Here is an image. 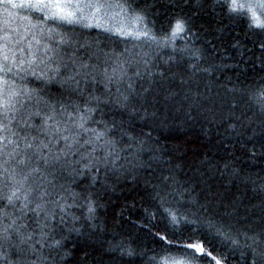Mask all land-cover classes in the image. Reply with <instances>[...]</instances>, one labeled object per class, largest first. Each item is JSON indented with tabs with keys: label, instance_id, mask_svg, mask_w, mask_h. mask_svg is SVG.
Here are the masks:
<instances>
[{
	"label": "trees",
	"instance_id": "obj_1",
	"mask_svg": "<svg viewBox=\"0 0 264 264\" xmlns=\"http://www.w3.org/2000/svg\"><path fill=\"white\" fill-rule=\"evenodd\" d=\"M130 2L134 6L148 5L149 37L137 35L144 30L142 26L136 31L125 26L123 29L133 33L131 36L107 35L79 25L63 26L52 33H41L36 28L25 33L28 20L35 24L40 14L27 9H6L0 4V35H4V23L11 13L9 29L24 36L22 46L26 47L27 42L32 41L33 46L40 47L41 51L45 44L53 50L48 53L51 60L46 61L52 69L60 63L61 57L70 63L69 56L75 52L80 61L97 64L101 69L107 67L109 71L118 62L117 56L120 60H133L128 75L132 76L138 91L142 82L133 73L137 65L141 72L144 71L142 59L149 61L154 73L166 71L168 76L162 82L163 89L157 92L155 106H142L134 101L139 109L134 112L131 106L122 108L110 102L101 104L91 114L85 127L106 132L97 144H103L104 140L115 141V152L120 157L115 166L110 164L108 169L101 168L96 184L91 183L94 170L83 169V161L75 163L80 160L81 153L90 151L88 145L84 148L76 145L73 153L48 165L36 156L27 165L10 164L22 173L36 167L41 172L29 176L18 193L21 201L14 202V207L8 205L5 199H0V210L8 213L4 217L0 212V228L20 215L18 209L29 189H36L31 193L32 199L38 191H48L52 194L48 199L65 205L64 213L56 209L54 223L59 225L63 215L66 225H59L53 233L56 240L63 237V247L45 249L47 264H162L167 257L186 259L191 250L185 252L183 246L198 241L204 229L199 224H187L183 219L177 224L171 222L159 202L152 198L153 186L160 182L162 176H172L193 189V199L207 184L225 196H237L241 208L255 211V225L259 227L260 224L258 206L264 202V114L256 98L259 90L264 88V50L259 47L260 33L249 29L246 18L230 16L223 2L216 0ZM22 17L28 20L20 19ZM178 18L186 20L188 30L172 36L170 25ZM51 25L48 27L55 28ZM59 32L68 33L80 43L98 41V44L93 43L91 48L76 51L75 47L58 44L61 38ZM33 36L40 40L39 46ZM193 52L199 59L193 56ZM192 64H196L197 68H209L210 74L194 73L190 68ZM61 74H66L63 68ZM48 75L53 77L51 81L37 80L31 75L23 80L11 74L4 78L11 90L21 93L35 90L22 94L17 107L22 105L21 110L25 112L40 111L43 116L49 106L55 104L56 118L67 121V113L71 112L75 117L77 106L81 110L85 108L84 101L89 93L102 98L106 95L102 77L98 74L95 82L87 85L81 79L83 95L80 90H72L74 85L62 86L60 77L54 71H49ZM156 79L159 80V77ZM126 83L111 85L113 101L119 96L117 87L124 91ZM61 104L65 105L66 111ZM144 107H147V116ZM152 112L155 116L150 115ZM237 116L241 119L237 120ZM30 123L39 125L41 118L34 117ZM233 124L235 127H230ZM32 134H36L35 130ZM90 135L82 133L81 144ZM39 138L45 142L49 139L43 133ZM63 147L61 141L53 151ZM96 155L103 156L104 149L98 147ZM5 158L0 157V163ZM80 172L83 174L78 175ZM9 194V188L0 182V197ZM89 199L95 202V214L91 220L87 219ZM193 199L169 196L164 207L181 218L188 215L189 220L195 219L193 213L201 217L207 215L199 210V205H194ZM254 205L257 206L255 209ZM30 206L34 207V204ZM73 217L78 219L74 221ZM37 219L34 213L28 212L18 225L26 224L27 231H32L36 229ZM73 226L80 231H68ZM157 233L166 236L168 242L160 240ZM208 239L210 244L206 243L205 249L212 251L217 259H223V264H251V256L242 246L211 235ZM3 251H9L7 246ZM2 254L0 252V256ZM9 258L15 259L14 250ZM0 264H4L2 259ZM194 264L215 262L211 257H205Z\"/></svg>",
	"mask_w": 264,
	"mask_h": 264
},
{
	"label": "snow or ice",
	"instance_id": "obj_2",
	"mask_svg": "<svg viewBox=\"0 0 264 264\" xmlns=\"http://www.w3.org/2000/svg\"><path fill=\"white\" fill-rule=\"evenodd\" d=\"M0 4L14 9H27L39 13L40 18L37 23L33 24L27 17H22V20H28L25 27V33L36 28L41 33L47 31L52 33L63 26L79 25L83 28L102 27L100 21L108 16L110 12L118 8L121 13H127L138 26L143 27V31L137 33L138 36L147 37L148 23V5L134 6L130 0H0ZM223 6L227 8L230 16L244 17L248 21L249 29L256 30L260 33L261 41L259 47L264 50V0H223ZM12 16L9 13V19L4 23V35H0V157H6L0 163V182H3L6 188H9L10 194L0 197L5 199L8 205L15 206L14 202L21 201V196L18 193L23 185L28 181V178L33 173L41 172L39 167L32 168L28 173L17 171L16 167H10L12 162L15 165H27L33 158L38 157L45 165L49 163L59 162L62 157H67L73 153L76 145L84 148L85 145L90 147L80 155V160L75 163L80 164L83 161V169H87L94 174L91 177V183L94 185L100 179L101 168L108 169L109 165L115 166L119 155L115 152V141L104 140L103 144L98 145L106 135V132H97L93 128L85 127L87 120L91 114L99 108L101 104L115 102L122 108L131 106L132 111L138 112L134 101H138L143 105L151 104L155 106L157 101L158 90L163 89V81L168 79L166 71L154 73L147 59H142L144 71L141 72L139 66L133 76L142 83L140 90H137L136 83L132 76L128 75L129 69L133 67V60H120L117 56V63L112 67L111 71L107 67L100 68L97 64H89L80 61L75 52L69 56V62H65L61 57L60 63L55 69L48 66L46 61H50L48 55L53 51L49 45H43V50L40 47H34L32 41H28L26 47L22 46L24 36L19 35L16 30H10L9 24ZM55 25V28H49L48 25ZM171 35L177 36L188 30L187 22L183 18H178L170 25ZM111 31V29H104ZM117 34L131 36L133 33L127 32L123 28H118ZM59 45L75 47L76 51L82 48H91L93 43L85 41L80 43L79 40H74L71 35L66 32H59ZM35 44L39 46L40 40H36L33 36ZM94 55V53H93ZM107 55V54H105ZM121 56L123 54H120ZM193 56H199L193 52ZM91 59V57H89ZM41 66H44L41 68ZM65 70L66 74H61V69ZM190 68L195 72L209 73V68H197L196 64L190 65ZM40 69L39 71H37ZM44 69H47L45 71ZM49 71H54L60 77L61 85H74L73 91L80 90L83 95L84 89L81 88V79L85 85L89 82H95L96 75L102 77L106 95L101 96L88 94L84 101L85 108L83 110L77 106L74 111L76 116L73 117L71 112L67 113L69 120L61 121L57 119V109L55 104L49 106L48 112L41 115L40 111L25 112L21 107H17L20 103L19 97L27 95L31 91L25 90L23 93L19 90H11L8 81L4 79L10 74L19 76L22 80L31 75L37 80L51 81L52 76L48 75ZM23 74V75H22ZM159 77V80L156 77ZM125 90L121 91L117 87L118 98L114 101L111 97L110 87L112 84H125ZM146 85V86H145ZM233 91V90H230ZM172 95V93H169ZM199 93L196 96L199 97ZM187 98V97H186ZM260 103L261 113L264 114V88L260 89L256 96ZM95 105V106H88ZM235 107V105H233ZM61 108L65 109V105L61 104ZM145 115H149L147 107H144ZM87 113V115L85 114ZM150 115L155 116V112ZM231 115H235L232 113ZM243 116V113H241ZM34 117H40L41 123L36 125L30 123ZM240 120L241 117H235ZM51 122V123H50ZM115 125H113L114 127ZM235 127V125H230ZM33 130L36 134L33 135ZM40 133H43L49 139L47 142L39 138ZM91 133L88 139L81 144V134ZM38 141V142H37ZM64 143V147L58 151H53L57 144ZM98 147L104 149L103 156H97ZM79 151V149H76ZM31 153V154H29ZM143 167V165H140ZM149 168L151 165L148 166ZM75 172L76 169H73ZM82 175L83 172L77 173ZM264 190V186H262ZM67 191V190H66ZM193 189L184 186L172 176H162L160 182L153 186V199L157 200L160 207L163 208L168 218L173 224H177L181 219L187 224H199L204 229V234L200 236L196 242H189L183 246L184 251L191 250V254L186 258L176 259L167 257L162 264H194L205 257H211L215 264H223V259H217L212 255V251L205 249V244H210L208 236L219 237L223 240L231 242L233 245L242 246L251 256V264H264V202L258 206L259 208V227L255 225L256 212L248 208H241L240 198L237 196H225L220 190L214 189L211 184H207L201 189L200 194L194 199L191 197ZM36 192V189H29L24 195L21 206L18 209L19 216L12 219L10 224L0 228V259L4 264H47V257L44 255L45 249H59L63 247V237L60 240L53 238V233L59 225H66L64 216L62 215L59 225L55 224L56 209L59 208L61 213L66 211L65 205L57 200L48 199L52 194L48 191H38L35 198L32 199L31 193ZM174 196L184 199L188 197L193 199L194 205H199V210L207 215L193 213L194 220H189L188 215L179 217L170 208L164 207L168 203V197ZM201 200L203 201L201 203ZM31 207L30 205H33ZM51 206V207H49ZM257 206H253L255 209ZM3 212L4 217L8 216L6 210ZM28 212L34 213L38 219L36 220V229L27 231L26 224H19ZM88 217L91 220L95 214V202L89 199L88 201ZM154 216V214H153ZM42 217V219H40ZM76 217H73L75 221ZM38 229V231H37ZM68 231L79 232L76 227L69 228ZM166 231V229H165ZM160 240L168 242L166 236H161L157 233ZM15 238V239H14ZM241 241L243 244L241 245ZM170 243V242H169ZM5 246L9 251H3ZM12 250L15 252V259H10ZM226 259V258H225Z\"/></svg>",
	"mask_w": 264,
	"mask_h": 264
},
{
	"label": "bare ground",
	"instance_id": "obj_3",
	"mask_svg": "<svg viewBox=\"0 0 264 264\" xmlns=\"http://www.w3.org/2000/svg\"><path fill=\"white\" fill-rule=\"evenodd\" d=\"M217 2H223V0H216ZM120 11V9H118V8H115V9H113L111 12H110V14L108 15V16H106V17H104L101 21H100V23H101V25H102V27H99V28H97V27H92L93 28V30H96V31H99L100 33H103V34H110V33H114V34H117V29L118 28H126L125 26H124V24L123 25H121V24H119V23H117V19L114 21L113 20V16H114V18H118V16L119 15H117V14H115L116 12H119ZM126 15H127V13H125ZM128 16V15H127ZM120 17L122 18L123 17V15H120ZM244 18V17H243ZM129 23V22H128ZM125 25H126V23H125ZM51 26H55V25H51ZM139 27H141V26H138L133 20H132V23H131V27L130 28H133V30H138V29H140L141 30V28H139ZM150 27V24L149 23H147V30L148 29H150L149 28ZM143 28V27H142ZM88 29V28H87ZM104 29H111V31H104ZM150 31V30H149ZM170 35H171V31H170ZM147 37H149V35L147 36Z\"/></svg>",
	"mask_w": 264,
	"mask_h": 264
},
{
	"label": "rangeland",
	"instance_id": "obj_4",
	"mask_svg": "<svg viewBox=\"0 0 264 264\" xmlns=\"http://www.w3.org/2000/svg\"><path fill=\"white\" fill-rule=\"evenodd\" d=\"M17 2H19V0H17ZM118 13V14H117ZM115 14L119 15L118 18H114L113 16V20L115 21L116 19L118 20L117 23L123 25L124 26H128V27H131V20L130 18L125 14V13H121L120 11L119 12H116ZM120 15H123V17L121 18ZM129 22V23H128ZM126 23V25H125Z\"/></svg>",
	"mask_w": 264,
	"mask_h": 264
}]
</instances>
